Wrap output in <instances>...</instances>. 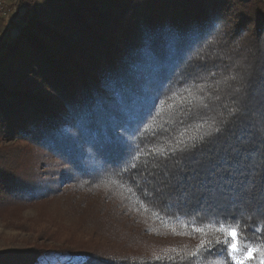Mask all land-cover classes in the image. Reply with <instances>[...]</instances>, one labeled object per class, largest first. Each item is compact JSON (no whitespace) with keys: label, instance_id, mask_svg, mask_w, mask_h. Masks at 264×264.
Returning <instances> with one entry per match:
<instances>
[{"label":"trees","instance_id":"16d2710c","mask_svg":"<svg viewBox=\"0 0 264 264\" xmlns=\"http://www.w3.org/2000/svg\"><path fill=\"white\" fill-rule=\"evenodd\" d=\"M32 3L0 15V65L32 26L43 34L0 86L1 132L21 145L0 167V207L82 193L85 218L124 241L63 246L72 264H234L221 225L264 249V0H48L57 29ZM35 147L52 169L22 167ZM152 238L166 243L124 250Z\"/></svg>","mask_w":264,"mask_h":264},{"label":"rangeland","instance_id":"374dc122","mask_svg":"<svg viewBox=\"0 0 264 264\" xmlns=\"http://www.w3.org/2000/svg\"><path fill=\"white\" fill-rule=\"evenodd\" d=\"M21 2L22 0H0V15L5 18L11 17ZM32 2L31 11L35 14L36 21L51 29H57L60 17L48 3V0H32ZM12 21L15 28L11 33L14 35L25 22L18 17L13 18ZM40 37H43V34L34 29L33 26L28 30L24 44L19 48V53L6 61L7 63L0 65V86L3 85L2 87L7 88L8 85L11 86L14 83L12 68L18 63L23 52H30L33 46L38 44ZM2 119L0 99V125ZM19 146H21L20 143L16 142L13 136L8 137L3 134L0 128V167L2 175L6 169L4 159L8 154V158L14 156L19 161V156L14 154ZM39 153L41 152L38 147L32 148V151L20 160V164L28 173L34 164L39 168H43L42 163H47L50 169L53 168L51 163L55 166V161L44 154H41L43 158L39 159ZM37 156L38 160H34ZM81 197L82 193L62 192L49 200L35 202L28 206H14L9 209L0 207V252L15 250L26 252L40 247L46 249V252L31 264H72L73 261H76V257L70 258L63 253L62 250L65 248L63 246H74L75 244H81V242H103L105 245L114 247V250L120 249L124 241L123 236L116 229H104L91 218H85L83 211L91 209ZM144 242L148 243L134 244L135 246L125 247L124 250L133 255L147 253V250L153 248L154 245L166 243V240L152 238V240L149 239ZM239 249L237 255L243 257L247 248L239 246ZM19 257H4L1 255L0 264H18L16 261L20 260ZM262 261L256 259L253 255V258L245 260L244 264H262Z\"/></svg>","mask_w":264,"mask_h":264},{"label":"snow or ice","instance_id":"6c2138e0","mask_svg":"<svg viewBox=\"0 0 264 264\" xmlns=\"http://www.w3.org/2000/svg\"><path fill=\"white\" fill-rule=\"evenodd\" d=\"M169 179H171V177H169ZM177 188H179V184L172 186V190L175 191ZM221 231H226L228 237L230 238L231 242L227 245V255L228 257L231 258V260L234 262V264H244L245 260H249L253 258V255L255 252H262L264 253V249H260V248H253V247H249L243 254V257H240L237 255V252L240 250L239 249V243H238V230L236 228L233 227H227L225 228L224 225L220 226ZM195 231L197 232H202L203 229L201 228H196ZM217 244L220 243V241H216ZM207 244L210 246L212 244L211 241H208ZM205 246V242H201V247ZM193 255H195V253H193ZM214 264H220L219 261H215ZM262 264H264V261H262Z\"/></svg>","mask_w":264,"mask_h":264}]
</instances>
